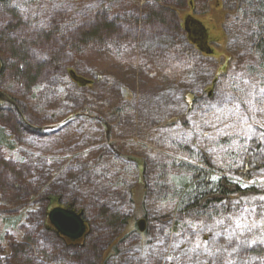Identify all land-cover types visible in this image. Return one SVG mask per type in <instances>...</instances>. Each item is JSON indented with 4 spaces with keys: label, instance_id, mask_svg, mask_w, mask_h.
Returning <instances> with one entry per match:
<instances>
[{
    "label": "rangeland",
    "instance_id": "obj_1",
    "mask_svg": "<svg viewBox=\"0 0 264 264\" xmlns=\"http://www.w3.org/2000/svg\"><path fill=\"white\" fill-rule=\"evenodd\" d=\"M232 1L0 5V34L22 26L41 61L63 50L31 88L10 69L0 77V264H264V17ZM189 17L206 26L208 49L190 40ZM195 172L255 195L184 214L173 190ZM49 197L60 203L48 213L72 205L86 233L94 222L81 246L43 227ZM104 210L132 225L114 253Z\"/></svg>",
    "mask_w": 264,
    "mask_h": 264
},
{
    "label": "trees",
    "instance_id": "obj_2",
    "mask_svg": "<svg viewBox=\"0 0 264 264\" xmlns=\"http://www.w3.org/2000/svg\"><path fill=\"white\" fill-rule=\"evenodd\" d=\"M12 0H0V5L9 7ZM129 1H139V0H129ZM239 1V2H238ZM237 2L239 10L247 9L250 13H253L252 16L255 19H258L259 17H264V0H233L232 3ZM181 5V4H180ZM238 10V11H239ZM193 17H189L186 19L187 21H190L191 23H197L201 22L199 20L192 19ZM264 21V20H263ZM202 26L205 28L206 32L202 35L205 37L203 40H199L198 38H195L194 36L190 35V40L195 42L193 39L198 42L199 45H202L204 48V44H208L209 36L208 30L203 22H201ZM22 26H16L12 28L13 30H5L0 34V53L3 54V59L0 60V77L4 75L7 71H10L13 73L12 78L14 82L20 86L25 88V86H28L31 88L34 84L38 82V79L40 76H42L44 69H53L57 66H59V57L62 55L63 50L61 49L59 51H53L51 52V57L48 59V57L43 56V61L38 60L35 58V56L32 54V49H36V46L33 44L30 46L29 41H27L25 38V30L21 29ZM109 27V26H106ZM110 28V27H109ZM194 30V28H193ZM60 29L56 27V32L52 31L50 34H47L46 36L38 35V38L43 39L45 37L46 39L53 38V33L59 32ZM18 32L21 36L14 38L10 36V33H16ZM101 33V30H94L93 32H88L84 34L83 38L84 40H96L99 39V34ZM36 39V38H33ZM257 52L262 56L264 59V35L257 38ZM36 55V54H35ZM52 58V60H51ZM58 64V65H57ZM53 67V68H52ZM70 76L73 80V82L78 85L80 88H84L86 86L90 85V82L85 80L83 77L75 76L72 70L70 71ZM1 84V82H0ZM1 86V85H0ZM1 88V87H0ZM8 98V97H7ZM9 101V100H8ZM6 137L4 135L3 130L0 129V146L5 143ZM196 173V172H195ZM206 173V172H205ZM182 184L177 185L176 181V187L182 188L181 191L173 190V195H176L178 199L179 208H181L182 212L184 214L195 211L197 209L200 210H208L212 205H224L228 202L232 201H239L240 198H247V197H254L255 195V188H242V186L236 182H234L232 179L225 177V176H217L213 174L212 172L201 174L198 172L197 174L193 175L191 179H182ZM163 191L169 189L168 187H163ZM170 191V189H169ZM175 191V192H174ZM59 197H49L48 198V205L47 209L45 210L44 216L46 219L48 218V211L49 208L57 202L60 203ZM70 206V205H69ZM121 215V214H120ZM122 216V217H121ZM117 215L112 210H104L101 214L102 218V224L101 226L105 228L112 237H115L113 242L115 244L112 248V253L115 252L116 247H118V243L121 239V236L125 233L126 229L131 227L130 222L126 220L127 217H123V215ZM89 229L88 232L85 234V236L81 240H86L88 237L92 235V226L94 222H89ZM44 227V226H43ZM45 230L54 235L57 239L61 240V242L67 246V247H73L75 245H82L78 244L80 241L73 242L66 237L59 235L57 231L50 225L45 224ZM104 230V229H103ZM108 258V256H106ZM102 264H105L103 261Z\"/></svg>",
    "mask_w": 264,
    "mask_h": 264
},
{
    "label": "water",
    "instance_id": "obj_3",
    "mask_svg": "<svg viewBox=\"0 0 264 264\" xmlns=\"http://www.w3.org/2000/svg\"><path fill=\"white\" fill-rule=\"evenodd\" d=\"M194 28V30H193ZM186 29L195 38L200 41L205 39L202 35L206 30L201 23L186 22ZM205 48L206 42L203 43ZM208 49V48H207ZM0 98L9 100L5 95L0 92ZM48 220L50 225L57 231L59 235L66 237L67 239L77 242L80 241L86 234L87 224L83 218V212L76 211L72 205L67 207H56L48 213ZM139 230L144 231V221L138 223Z\"/></svg>",
    "mask_w": 264,
    "mask_h": 264
},
{
    "label": "flooded vegetation",
    "instance_id": "obj_4",
    "mask_svg": "<svg viewBox=\"0 0 264 264\" xmlns=\"http://www.w3.org/2000/svg\"><path fill=\"white\" fill-rule=\"evenodd\" d=\"M201 23V22H200ZM210 34V33H209ZM209 34L207 35V36H209ZM209 38H210V36H209ZM195 42H196V40L195 39H193ZM198 43V42H197ZM202 46V45H201ZM206 48H207V46H206ZM211 51V50H210Z\"/></svg>",
    "mask_w": 264,
    "mask_h": 264
},
{
    "label": "bare ground",
    "instance_id": "obj_5",
    "mask_svg": "<svg viewBox=\"0 0 264 264\" xmlns=\"http://www.w3.org/2000/svg\"><path fill=\"white\" fill-rule=\"evenodd\" d=\"M194 99H195V98H194ZM21 111H22V110H21ZM87 114H88V113H87ZM197 154H198V153H197ZM193 159H194V158H193ZM250 171H251V170H250ZM197 173H198V172H197ZM197 173H196V174H197ZM125 184H126V183H125ZM144 197H145V196H144ZM177 206H178V205H177ZM26 216H27V215H26ZM145 222H146V221H145ZM44 227H45V226H44ZM134 227H135V226H134ZM144 234H145V233H144Z\"/></svg>",
    "mask_w": 264,
    "mask_h": 264
}]
</instances>
